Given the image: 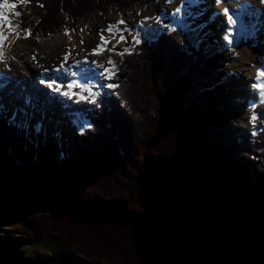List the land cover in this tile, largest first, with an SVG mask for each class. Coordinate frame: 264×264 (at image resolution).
Segmentation results:
<instances>
[{
  "label": "trees",
  "instance_id": "trees-1",
  "mask_svg": "<svg viewBox=\"0 0 264 264\" xmlns=\"http://www.w3.org/2000/svg\"><path fill=\"white\" fill-rule=\"evenodd\" d=\"M25 2L39 40L62 29L58 14L71 26L155 0ZM205 42L174 30L121 56L74 139H30L1 115V221L23 243L63 240L92 264H264V132L257 161L232 143L237 109L213 82L225 57Z\"/></svg>",
  "mask_w": 264,
  "mask_h": 264
},
{
  "label": "rangeland",
  "instance_id": "rangeland-1",
  "mask_svg": "<svg viewBox=\"0 0 264 264\" xmlns=\"http://www.w3.org/2000/svg\"><path fill=\"white\" fill-rule=\"evenodd\" d=\"M155 1V3L149 4L146 7H140V5L137 7V4L132 2L129 3L127 8L123 9L122 12H117L116 7H111L97 14V16H90L85 22L76 25L71 24V26L65 24V15L58 14L57 22L53 24V27H62V29H55L49 37L46 36L37 40L32 37L29 32L30 29H26V27L33 28L38 23V18L31 15L29 12L28 3L25 2V0H8L7 8L3 11L0 10L5 17L12 21L11 31L7 24L3 27V34L6 37L3 44L5 60L1 62V64L5 70H9L11 65L16 64L17 61L20 62L21 60L22 62L23 56L29 58L36 54L43 56L44 54L51 53L52 49L48 47V41L67 31L77 33L79 41L80 37L84 39L89 32H91L92 35L91 33L90 35L94 37L98 34L97 39H100V30L103 29H100L98 33L96 31L93 33L91 29L93 30L95 27L98 28V25L103 24H116L119 25V27L125 24V28L130 29L132 34L130 35L124 32V30H120L124 37L123 40H126L125 42L123 41V46H121L120 49L115 48L116 44L108 43L109 51L103 56V60H106L103 63V65H106V69L103 71L101 70L99 73V75H102V77L99 78V88L94 91L91 89L95 94L94 97H90L88 93H86L85 101L81 104H73V108L66 111L64 105H61L58 101L49 98L44 100L45 90L42 89L41 91L39 88L36 89V87H33L34 85L31 86L32 83L30 79L29 81L26 79V76L22 79V85L18 86L16 75L9 73L10 75L5 76V83H0V85H2L0 86V91H2L0 93V105H3V115H6V118L16 127H25L27 137L30 139L32 136L37 138L43 134H46V136L51 134L55 135L59 143L71 140V138L74 139V137L77 136L75 131L82 132L85 130V127L87 128L89 126L87 125L88 116L109 96L110 90L113 87L110 88L108 85H115V71L122 61L121 55L118 53H128L129 50L141 40L155 39L160 33L162 34L171 29L172 23L171 25L169 23V20L172 19L170 11L179 12L176 10L177 7L175 9L174 6H172L174 1L176 3L178 0ZM189 1L193 4L188 11L186 10V12L183 13L184 21L182 20V24L180 26L177 25L178 27L176 28H180L185 32L190 42L196 46L200 41H206V47L212 52V56L221 54L225 57V65L221 69L218 68L214 71L213 82L216 86L224 89L227 100L236 107L238 113L236 116L229 118L225 130L230 133L233 144L241 149H247L248 155L244 153L243 157L257 161L259 160V148L255 144L257 140L254 135L256 132H264V119L262 117L264 104L252 103L251 110L246 112L247 110H245V108L249 107L251 102L250 99L253 95L252 88L254 84L242 78L240 73L250 68L249 63L251 62L246 61L247 64L243 65L241 68L238 67L245 49H249L250 53H255L253 51L255 48L253 47L258 45L256 41H254L256 36L250 31H248L247 34L238 31L234 34L231 44L227 46L223 42L222 30L219 29V26H221L225 20L222 16L216 15L210 10L214 7L213 1ZM13 3L16 4L15 8L10 7ZM119 19L123 21L122 24L118 23L120 22ZM162 19L169 22L162 24ZM261 42L264 43V39L261 40ZM124 48L128 51L125 52ZM132 51H134V49ZM260 56L261 55H259V58ZM250 58H252V56ZM109 60L114 63L110 64ZM258 62L259 61L256 62V66ZM21 65L23 64L21 63ZM240 69L242 71H240ZM36 75L38 74H30L29 76L31 79H34L33 76L35 77ZM109 76H111V79H109ZM26 86L27 88H25ZM9 90L12 91L10 97L7 92ZM22 90L25 92L21 94V98L19 94ZM3 92H5V95H2ZM37 93H41V95H37ZM25 96L31 97V105H25L23 103V98ZM35 103H37L39 107H45L47 113L45 111L43 115L47 114L46 119H43L42 115L38 114ZM76 111L80 113V118L78 119L79 124L73 127L71 125V119L73 120L74 112ZM0 112H2V110H0ZM253 116H255V120L252 119ZM8 117L14 119L11 120ZM15 119H23V122L18 123ZM257 121L261 124H257ZM36 123L41 124L40 132L35 131L34 126ZM31 124L34 126L32 127ZM243 125L246 126L245 131H243ZM22 161H24V159H22ZM259 161L257 162V169L264 174V161ZM14 233V230L10 229L5 222L0 219V264H92L87 261V259L83 258L73 245L63 240L42 236L38 243L31 245L23 243L24 237ZM31 260H37V263Z\"/></svg>",
  "mask_w": 264,
  "mask_h": 264
},
{
  "label": "bare ground",
  "instance_id": "bare-ground-1",
  "mask_svg": "<svg viewBox=\"0 0 264 264\" xmlns=\"http://www.w3.org/2000/svg\"><path fill=\"white\" fill-rule=\"evenodd\" d=\"M211 1H213L214 7H212L210 10L213 11L216 15L222 16L225 20L224 23L219 26V29L222 30L223 42L227 46L231 43H228V40H225V36H228V39L231 40V36L236 29H245L256 36V39H254V41H256V44L258 45L253 47L255 48L253 49V51L256 54L250 53L249 49H245L244 54L239 62L240 64L238 63V67L241 68L243 65L247 64L246 61H250V68L244 71L240 69V71L244 73H240L241 77L247 79L255 85L264 84V78L257 80V73L264 71V43L261 42V40L264 39V2H262V0H221V2L219 3L217 2V0ZM192 4L193 3L189 0H178L176 1V3L174 1L172 6H174L175 9L177 7L176 10H180L177 13L173 10L170 11L172 19H170L169 21L172 23V27L177 26L182 22L183 13L185 12V10L191 7ZM7 5L8 0H0V10H5L7 8ZM225 9L228 10L227 15H225ZM229 15L234 21V24L232 25L228 24ZM247 18L250 19H248L247 21ZM108 26V24H103L98 25V28L95 27L93 30L91 29L93 33H95V31L98 33L100 29H103L100 30V39H97L98 34H96V37L91 36V32H89V34L87 33L84 39L83 37L79 36L80 41L78 40L77 33H74L72 31H67V34H65L66 32H64L62 33V35H57L52 40L48 41V47L52 49L51 53L44 54L43 56L40 54H36L30 56L29 58L23 56V61H17L16 64L11 65L9 70H5L0 62V83L4 84L6 81L5 76L10 75L9 73H13L17 77V85L20 86L22 85L23 77L26 76V79H28V81L30 79V82L32 83H30L31 86L34 85L33 87H36V89L39 88L41 91L42 89L45 90L44 100H47V98L51 100L54 99L61 103V105H64L66 111L68 109L71 110V108H73V104H81L83 101H85V96L87 94L83 89L90 88L89 81L92 80V76L94 78L98 77V80L102 77V75H99V73L101 72V70L103 71L106 69V65H103V63L106 61L103 60V56L106 52L109 51L108 43L116 44L115 48L120 49L121 46H123L124 41L120 40V36L122 35L120 30H124V32L130 35L132 34V31L130 29L125 28V24L124 26L119 27L118 25V27L113 28L111 34L108 31ZM101 36H103L104 38V44H101ZM98 45L103 47L104 50L100 54H93V50L96 49ZM259 55H261L260 58ZM251 56L252 58H250ZM33 57H35V59H33ZM65 57H67V59H65ZM257 61L259 62L256 66ZM21 63L23 65H21ZM86 67H88V69H86ZM30 74H38L35 76L37 79L34 76V79H31V77L29 76ZM45 76H49L48 78L50 80L57 81V84L52 85V87L50 88L49 83H47L48 81L45 80L47 79ZM41 81H43L44 83L39 84V82ZM56 85L60 86L59 91H56ZM68 85H73L71 90H69ZM25 88H27V86ZM69 91L71 92L70 96L63 95V93ZM1 92L2 91H0V93ZM7 92L9 93L8 95L10 97L12 91L9 90ZM23 92L25 91L22 90L19 94L21 98V94ZM252 93L253 95L251 96L249 107L245 108V110H247L246 112H249L251 110L252 103H258L262 105L264 104V96L261 95V92L258 88L253 87ZM2 95H5V92H3ZM37 95H41V93H37ZM35 105L37 106L38 114L42 115L43 119H46L47 114L43 115V112L45 113L46 111L45 107H39L37 103H35ZM262 117L264 119V112L262 114ZM79 118L80 113L78 111L74 112V118L73 120L71 119V125L73 127L79 124ZM9 119L13 120L14 118ZM15 120L18 123L23 122V119ZM31 125L32 127L34 126L33 124ZM243 127V131H245L246 126L243 125Z\"/></svg>",
  "mask_w": 264,
  "mask_h": 264
},
{
  "label": "snow or ice",
  "instance_id": "snow-or-ice-1",
  "mask_svg": "<svg viewBox=\"0 0 264 264\" xmlns=\"http://www.w3.org/2000/svg\"><path fill=\"white\" fill-rule=\"evenodd\" d=\"M217 2L219 3V2H221V0H217ZM262 2H264V0H262ZM10 7L11 8H15L16 4L13 3V4L10 5ZM179 10L180 9H178V11ZM227 14H228V10L225 9V15H227ZM119 23L122 24L123 21H120ZM5 24H7L9 26V30L11 31L12 30V21L10 19H8L7 17H5L2 12H0V62H4V60H5V53L3 51V44H4L5 39H6V37L3 34V27H4ZM228 24L229 25L234 24V21H233V19H232V17L230 15L228 16ZM116 27H118V25H109L108 26L109 33L111 34L113 28H116ZM29 32H30V30H29ZM65 34H67V32ZM120 40L123 41V36L122 35L120 36ZM225 40H228V43L232 42L231 40L228 39V36H225ZM104 43H105L104 38H103V36H101V44H104ZM103 50H104L103 47L98 45L97 48L93 50V54H100ZM127 51L128 50L125 49V52H127ZM118 54L123 56L125 53H118ZM33 59H35V57H33ZM65 59H67V57H65ZM109 63L111 64V63H114V62L109 60ZM262 78H264V71H261V72L257 73V80H260ZM109 79H111V76H109ZM41 83H43V81H41ZM0 86H2V85H0ZM49 87H52V85H49ZM72 87H73V85H68L69 90H71ZM108 87L112 88V87H115V86L114 85H108ZM253 87L258 88L260 90V92H261V95L264 96V84H260V85H255L254 84ZM59 90H60V86L56 85V91H59ZM83 90L87 91L90 97H94L95 94L91 91L90 88H84ZM63 95L70 96L71 92L70 91L69 92H65V93H63ZM23 103L25 105H31V103H32L31 97L30 96L29 97H24L23 98ZM2 109H3V105H0V110H2ZM252 119L255 120V116H253ZM34 127H35V131L36 132H40L41 131V124L40 123H36Z\"/></svg>",
  "mask_w": 264,
  "mask_h": 264
}]
</instances>
